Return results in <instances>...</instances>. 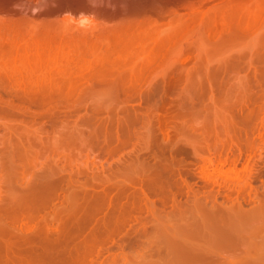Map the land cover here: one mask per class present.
I'll return each mask as SVG.
<instances>
[{
  "label": "rangeland",
  "instance_id": "374dc122",
  "mask_svg": "<svg viewBox=\"0 0 264 264\" xmlns=\"http://www.w3.org/2000/svg\"><path fill=\"white\" fill-rule=\"evenodd\" d=\"M161 1H163V2H161ZM161 1H159V0H96L97 4H96V6H93V4L90 2V0H0V40L1 41H7L8 39H14L16 41L15 46H17L16 52L19 53L18 55L14 54L11 56L8 53V49H7L8 46L4 45L3 46L5 48V49L3 48L4 57L0 58V71H2L6 76V77L1 78L2 81H0V83H1L0 84V91H1L0 92L1 93L0 94V97H1V99H0V133H2V135L0 134V138L2 139V141L4 143L7 144V145H5L6 147L9 145L6 148L4 146V143L1 142V139H0V142L3 143V145L0 143V148H1L0 149V170L2 171V172L0 171V176H2L1 179L8 176L9 179L12 180L11 182L12 183L14 182L12 187L17 186L20 188H24L23 187L24 182H25V184L27 183L25 185L27 187V185L29 184L30 181L33 182L34 180L38 179L41 174H43L45 171L48 170L45 167H49V169H54V170L58 171L60 174H65V175L71 174L72 175V172H73V177L75 176L74 178L75 179L79 178V180L85 179L86 178L85 176H87L86 174H88L89 176H87L88 178H86V180L95 179V177L100 178L101 176H102V178L103 177L110 178L111 176L113 178H115V177L117 178L119 175V177L117 178L118 180L127 181L128 179L131 180L130 176L132 174L127 172L128 175H125L126 172H123V171H127V169H129V171H130V169H131L130 167L133 166L132 167V173H133L132 177L135 176L136 178L133 177L132 178L133 182H131V183L128 182L129 189L126 192L127 199L130 198L134 192H139L141 194H144V192H145V193H148V195L150 194L152 199L154 201H156L155 205H158L155 207L156 209L154 208L153 210H148L143 203L141 205L133 206V208L128 213L129 214L128 216L130 217V219L126 222L125 227H127L128 229H132V227H141V226L145 225V226H147V228L149 230V232L147 233L148 235L147 234L141 235V238H140L141 243H140L139 247H138V245H136V246H131V247L129 246V247L125 248V250L127 252L129 250L130 254H134V255H135V253L138 254L135 256H139L140 249H142L140 247H143V245H144V247L147 248L146 250L149 249V251L151 249L153 250V248L157 249L158 246H160V249H161V246H163V245H156V243L158 241L159 242L161 241L160 239H158L161 235L159 234L160 233L159 229H156V230L152 229L155 225H157L155 223L159 222L161 226H162V224L164 225L162 227H163L164 231L166 232L165 234H167V231L170 228V227L166 228V224H168L169 226L174 225V226H172V228H173L172 230L175 233L178 232V234L176 233V236L177 235L179 236V235H182V233H181V230L179 231L177 229L182 228L183 226L185 228H187L186 230H184V232L186 231V233H187L188 230L190 232V226L189 225L192 224L191 228H193L194 227L193 224L196 223V221H197V223H198V221L204 222V219H205V223L211 222V221H209V219L212 220V218H213V217H211V213L214 215L213 212H215V210L217 211L218 207L216 209V206L218 205V203L222 202L224 200L226 201L227 199H229V196L232 193L231 192L230 194H228V191L230 189L229 190L224 189L226 187H223L224 190H227V193H226V191H224L221 188L220 189L221 190L220 195H218V197H216L217 200H215L216 198H214L215 196H213L214 194L217 195L216 193H218L217 191L219 189L218 184H216V182L218 180H220L219 179L220 177L218 175V170L220 168V165H223L227 169V172L230 171L232 169V167H235L237 170L235 173V180H238L243 175V170L245 169V167L249 168V165L253 162L254 168L257 170H255V173L253 174L252 185L254 186V188H257V189L259 188V191L262 190L263 186H264V57H262V55L264 56V50L263 49H260L261 52L263 53L262 54L259 52L260 55H257V52L253 53L255 51H259V49L255 50L253 52L249 51V53L250 52H252V53H250V54L247 53L246 56L241 58L243 60H241V62L239 61L240 63H238L237 62L238 58H237V60L235 59V61H233V62L230 61V60L234 59V58L233 59L230 58V56H232L231 54H233V52L236 54V56L239 55L238 53H236L239 51L236 46H235L234 51H233V47H232V51L231 50L228 51V49L230 47L227 49V51H225L226 48L223 49V47H221L215 40L210 39L207 43L204 40L205 44L201 43L202 44V47H201V45L199 43V47H200V49L203 48L204 52L201 51V53H204V55L207 57V60H209V61L207 62V60H205V62H207V63H204L203 66H190V65H192L193 61L195 60L196 54H198V52L196 53V51L198 50V48H196V47H194V48H196L197 50H195L193 48V51L192 52L190 51L191 53L188 54L187 58L189 59V61H191V62H189V64L187 63L188 66H163L164 68L165 67L174 68V69L168 68V69H170L169 71H171V70L173 71V70L178 69L180 72H182V73H180V72H178V73L182 74V76H184V75L186 76V77L184 76L185 78L179 82V84L177 85V88L170 89V90H168V92H167V90H164V89H161V90H163V92L161 90H151L150 87H151L152 82L154 81L152 78H151L152 82L150 81V78L148 79V81L151 83H149L147 81V79H145L146 80L145 84H144V82H142L143 78L142 79L138 78V80H137V78H135L131 81L132 84L129 82L130 83L129 86L131 85V87H132V88L130 87V90H129V91L132 90L131 93H129V91H127V93L126 92L123 93L124 91L122 92V89L121 90L116 89V87L113 84L112 85L110 84L111 82H108L110 80L109 79L110 75L108 77V73L110 70L108 71V73L106 72L107 78H108V81H106L105 75H103L102 77L100 76V75H102L101 69L99 70L100 73L99 74L97 73L98 72L97 68L99 69V68H102L103 66L102 67H99V66H77V63H76V58L78 56L77 50H79L78 47L80 46V44L78 43L76 36H78V34H80V33L83 34L85 32L86 33L88 32V35L90 37L93 36L91 38L93 40H91L89 38L91 42L89 44H87V52H88L87 53V59L89 60V62L94 63L96 61L102 60V58L105 56V51H103V52L101 51L103 49L105 50V44H103L104 41L101 42L102 40H100V39H98V42L96 41L97 40L96 38H100V35L102 36V33L106 32V31H104V29L107 30V28H108V30L110 32L112 29V32H113L114 27L112 28V26L116 25L115 28L117 29V28H120V24H121V26H124V24L127 21H128L127 23H129L130 21L132 22V19H135V20L138 19L141 15H143V13L146 15L147 13H149V10H150V12L154 13L155 11H157L159 9V6H160V9L161 8L163 9L162 6L164 3H165L164 5L167 6V8H168V5L170 7L173 4H174L173 6L176 5L179 7H182V6L183 7L184 6L189 7L191 5V3H193V2L197 3L198 1H203L205 3V6L202 8V11L205 13H208L211 11L212 8H215V6H217L219 1H221V0H213L215 3H211L210 0H161ZM252 1H253L254 5L261 2V0H252ZM160 2L163 4H161ZM171 3H173V4H171ZM157 7H158V9H157ZM146 9H148L147 10L148 12L145 11ZM154 9H155V11L153 12ZM163 11L167 12L168 9H167V11H166V9ZM69 12L75 16H79V14L82 12L86 13V14H94L96 17L97 27H95L91 31H84V30L78 29L74 24V17L71 15H65L66 13H69ZM261 18H263V21H264V17H261ZM18 24H19V26H18ZM117 25L119 27H117ZM197 25H198V23L193 25L192 27L196 28ZM165 27L166 26H164L163 28H165ZM101 30L103 32L100 34L99 32H101ZM109 31H107V33ZM44 32H46V33L44 34ZM97 32H98V34H97ZM209 32L210 31L208 29H205L202 31V34L207 36V35H209ZM261 32H264V27L261 28ZM48 33H51V35ZM46 34L52 36V40L50 42L45 43V44L34 43V41L36 40V38L38 36H42V35L45 36ZM104 34H106V33H104ZM3 35H5V37ZM15 35H19V36H15ZM21 36H23V37L20 38ZM56 36L58 39L55 38ZM7 37H8V39H6ZM102 38H103V36H102ZM99 42H101V43H99ZM254 43H255V40L252 38H249L245 41L244 45L245 46L246 45L251 46ZM78 44H79V46H78ZM219 47H221L222 49L221 48L218 49ZM27 48H30L32 50V53L30 52L29 55H27L25 53V50ZM76 48H78V49H76ZM194 50H195V52H194ZM221 50H223V51H221ZM35 51H37V52L43 51V56L37 58V56L33 55V53ZM99 51L102 53L99 54ZM52 52L56 56H53L54 54ZM236 56L234 55L235 58H236ZM259 56L261 57V59ZM206 57H204V58H206ZM208 57L210 59H208ZM229 58H230V60H229ZM226 60H228V64H226L227 66L222 65ZM225 63H227V62H225ZM205 64H206V66H205ZM110 67L111 66H107V69L113 70V68H110ZM112 67H114V70L111 72H115L117 68L119 70L121 68V67L120 68L117 67L115 69L116 66H112ZM152 67H155L156 70H159V69L161 70V68L163 69L162 66H152ZM107 69H105V70H107ZM118 69H117V71H119ZM121 69H123V68H121ZM94 71H96L95 75H91L92 73H94ZM117 71L115 73H117ZM76 73L77 74H79V73H82V74L88 73L89 74V75L87 74V76H88L87 82H84V84H83L84 86H87L89 84L87 88L85 87V89H84L83 85H82L76 91V89L73 90V86H68V87L65 86V89L66 88L71 89L68 91V89L65 90L64 87H59V86L56 87L55 86V88L59 91V93L61 95L54 88V90H56V92H54V90H53L52 93H56V94L53 95V94L49 93L47 95H43V97H42V95H40V97H42V100L39 97V95H37L38 97H35L36 95H33L35 97V99H33L34 97H30L31 101L29 99V96H31L30 93L25 92V91H27V88H28L27 87L28 85H26L27 84L26 79L28 78L27 76H30V75H34V76L36 75L39 77L44 76L42 78H48L47 80H49L50 76H53V78H54V76H56L57 78L70 76L71 78H73V74H76ZM96 74H98L101 78H99L98 75H97L98 78H95ZM90 75L93 77L91 78ZM157 77L158 76H156L155 78L157 79ZM254 77H256V78H254ZM114 79H115V77H114ZM14 80H16L17 83ZM44 80H46V79H44ZM89 80H90V82H94V83H92V85H90V83L88 82ZM7 81H9V83L10 82H12V83L9 84ZM110 81H113V80H110ZM136 81H137V83H136ZM23 83L26 87L23 85ZM105 83H106V86H104ZM108 83H109L110 87H107ZM141 83L144 84V87ZM153 83H155V82H153ZM134 85H135V87H134ZM149 85H150V87H149ZM187 85H189V86H187ZM111 86H113L115 88H113ZM141 86L143 87V89L141 88V91H140L139 88ZM133 87L135 89H133ZM107 88H110V89L113 88V89H111L112 91L119 90L121 92H120V94H116L118 92L115 93V91L112 93H108L110 91V89L108 90ZM147 88H149V91ZM19 89H21V91L24 90L23 92L25 93V96H21L23 92H21ZM81 89H83V90H81ZM103 89H105V92ZM150 90H151V92H150ZM17 91L18 92L20 91L21 93L20 92L18 93ZM64 91H67L68 93L65 92L66 93V95H65ZM71 91H72V93H71ZM82 91H84V92H82ZM101 91L104 93H102ZM134 91H135V93H134ZM73 92H75V94H73ZM98 92H100L101 95ZM147 92L148 93L150 92V93L148 94ZM15 93L16 94L18 93V94L16 95ZM24 93H23V95H24ZM26 93L28 94V96H27L29 99L28 101H27ZM63 93H64V95H62ZM82 93L84 95H82ZM68 94H69V96H68ZM78 94H80V95L78 96ZM103 94H105V95L107 94L105 96L106 98L104 97ZM110 94L111 95L113 94L114 96L112 95V97H111ZM125 94H127V95L125 96ZM160 94L163 97L160 98ZM181 94H182V97H185V98L182 99ZM3 95H5V96H3ZM18 95H20L21 97ZM49 95H51V96H49ZM122 95H123V97H122ZM178 95H179V97H177ZM190 95H192V96H190ZM77 96L79 97V99L77 98ZM85 96H87V97H85ZM109 96L112 99H110ZM115 96H116V98H115ZM13 97L15 98L16 101L13 99ZM98 97H100L102 99H100ZM120 97H122L123 100L120 99ZM124 98H125V101H124ZM179 98H181V99H179ZM103 99H105V100H103ZM108 99H110V100H108ZM12 100L14 103H12ZM75 100H77V102H75ZM78 100H79V102H78ZM97 100L99 102L101 100V102L98 104ZM111 100L112 101L115 100V101L112 103ZM179 100H180V102H178ZM181 100H185V102L184 101L181 102ZM68 101H69V103H67ZM80 101L83 103H81L82 105L80 104V106H79L78 103H80ZM92 101H93V104H92ZM103 101H104V104H103ZM109 101H111L110 103L114 104L116 110H114L113 105H111V104L109 105V103L106 105V103ZM16 102H19V103H16ZM123 102L126 103V104H124V106H123ZM119 103H120V105H122V107H119L120 106ZM178 103H182V104L185 103V104L182 105V104H178ZM18 104H19V107H18ZM153 104L154 105L156 104V105L154 106ZM221 104H223V105H221ZM75 105H76V107H73ZM101 105H103V106H101ZM108 105L110 107H108ZM181 105H182L183 110H182V108H180V110L178 109V106L180 107ZM189 105H190V107H189ZM89 106H91V107H89ZM150 106H152V107L150 108ZM176 106H177V108H176ZM48 107L50 109L52 108V110H49ZM54 107H58V108H54ZM71 107H73V108H71ZM112 107H113V109H112ZM118 107H119V109L117 110ZM223 107H226L225 108L226 110ZM75 108H76V110H75ZM134 108H136L135 111H134ZM149 108L151 109L150 114L152 113L151 115L153 117H155V118L152 117L154 120L152 118H149V117H151V115H149L148 118L145 116V115L149 114V111H150ZM86 109L90 112H93V113L88 112ZM96 109H97V111H96ZM152 109H154V110L156 109V112H154ZM145 110H147L146 114H142V112L144 113ZM100 111H102V112H100ZM32 113H33V115H32ZM153 113H156V114H154L155 116L153 115ZM121 114H122V116H121ZM109 115H110V117H109ZM245 115L249 116V117L247 118ZM218 116H221V117L218 118ZM257 116L259 119L256 118ZM76 117H77V119H76ZM72 118L75 119V121H77L78 125H76L75 121ZM131 118H132V120H131ZM142 118L144 120H145V118L152 119V120H149V122L147 123L149 125H147L146 120H145V124H144V121ZM31 119L32 120L34 119V120L32 121ZM117 119L121 120L122 122L117 120ZM125 119L128 121L127 123H126ZM155 119L157 121H155ZM25 120L28 123H26ZM218 120L219 121L221 120L220 121L221 123ZM22 121L24 122V124H22L23 123ZM66 121H68V124ZM107 121H108V123H107ZM111 121L114 124L111 123ZM158 121H160V122H158ZM2 122L4 124H2ZM40 122H41V124H40ZM152 122L153 123L155 122L154 125ZM224 122H226V123H224ZM121 123H123V124H121ZM156 123L158 124V126L160 124L162 131H164L163 133H161V131H159V127L157 128V126H155ZM5 124L7 126H9L8 124H10L9 128L12 125L13 126L9 129ZM27 124L28 125L30 124V125L27 126ZM74 124L77 127L81 128V131H85V133L88 132V130L90 132L91 128H92V131L97 129V130H95L96 133H97V131H99V133H97V134H100L97 136L98 139L95 138L94 141L92 142V138H91V139H89V141L87 140L89 142V144L87 143V141L85 142L86 143L85 144L83 142L86 139L84 141H82L81 140L82 138H80L78 140L81 142H79L78 140H75L76 142L78 141L77 143H75V141L72 140L73 139L72 131L75 128H77ZM105 124H106V126H105ZM15 125L18 128L17 130L21 129V131H22L21 134H20V131H17L16 128H14V127H16ZM42 125H44V127ZM218 125H220V126H218ZM252 125L254 128L252 127ZM86 126L88 127V129ZM97 126H98V128H97ZM118 126H119V128H118ZM149 126H150V129H152L151 132L149 131ZM152 126H154V127H152ZM35 127H38L37 131H36ZM58 127H59V130H58ZM68 127H70V128H68ZM94 127H95V129H94ZM134 127L136 128L135 130H133ZM139 127H141V129ZM65 128H66V130H65ZM79 128H78V130L80 131ZM34 129H35V133L36 132L38 133V131L40 129H41V131L43 130L42 133H40V132L39 133L43 134L45 132L43 134L45 137H43V138H46V140L45 139H43V140L39 139L40 142L42 141V143H40L37 139V138H41V135L39 136V133L35 134L36 136L38 135L36 138L35 135H31L30 137H26L25 133L23 132L25 130L26 131L31 130V133H29V131L28 132L25 131V132L27 135L33 134ZM114 129H116V130H114ZM154 129L156 130V132ZM190 129H191V131H190ZM228 129H230L231 132H229ZM4 130H5V133L6 132L12 133V136L9 133H7L8 137L7 138L4 137L6 135L4 133ZM11 130H13V131H11ZM14 130H15L16 135L14 133ZM47 130L50 133H48ZM117 130L120 132H117ZM122 130H123V132H122ZM125 130H127V133H125ZM130 130L133 133L130 132ZM233 130L235 133L237 132L236 134H238V137L242 138L243 140L235 137L236 139L233 143V146L229 145L230 146L229 147V146H227L228 145L227 143L230 144L231 142L229 140H227V138L229 136V133L230 134L233 133ZM239 130L241 131V133ZM76 131L77 130L75 129L73 133L78 132V131L77 132ZM102 131H104V132H102ZM218 131L219 132L221 131V132L219 133ZM116 132L118 133V135L116 134ZM134 132H136L135 134L137 135L138 138L136 137ZM139 132H140V134H139ZM145 132L147 133L146 134L147 137L145 136ZM203 132H204V134H203ZM255 132H257V133H255ZM3 133H4V135H3ZM17 133L19 134V136L20 135L22 136L24 143H23V140L22 141L20 140L21 137L19 138ZM22 133H23V135H22ZM68 133H69V136H68ZM148 133H150V134H148ZM168 133H170V134H168ZM200 133H201V135H200ZM223 133H225L226 136ZM46 134H48L47 136H49V134H50L51 135L50 137L53 138L52 140L57 138L56 139L57 141L56 140H55V142L49 141V140H51V138L50 139H49V137L47 138ZM132 134H133V136H132ZM162 134L164 135L165 138L162 137L163 136ZM219 134L224 135V136L221 137V135L219 136ZM103 135H104V137H106L105 139H107V140L104 139V141H103L104 137L101 138ZM140 135L141 136L143 135L144 138H143V136L141 137ZM239 135L240 136L242 135V137H240ZM15 136H17L19 139ZM53 136H55V137H53ZM119 136L123 137L122 141L124 143L120 141L121 137H119ZM187 136H188V138H187ZM218 136L221 137L222 140L224 139L223 141H226V143L224 145L225 146L224 149L222 148L219 150V147L217 146L219 144L218 143L219 140L216 142L217 145L215 144V141L217 140ZM246 136L249 138L253 137V145L250 144V148L255 146V150L248 154V158H246V153L245 154L243 153V152H246V150L249 148V144L247 146V141H246L247 137ZM33 137H34V139H32ZM60 137H62V138H60ZM127 137H129L130 139H128ZM10 138H13V139H10ZM100 138H101V140H100ZM16 139H18V140L16 141ZM28 139H30V141H29L30 144L28 142ZM145 139H148V141L147 140L145 141ZM218 139H220V138H218ZM187 140H189V142ZM222 140H221V142H222ZM31 141H32V143H31ZM35 141L36 142L38 141L39 143L38 142L35 143ZM106 141L108 142V145H107ZM111 141H113V142H111ZM143 141H145L146 144ZM240 141L242 144L244 143L243 146L240 145ZM244 141H246V144ZM138 142L140 144H138ZM192 142H193V144H192ZM15 143L18 144L17 148H20L22 151L20 149L18 150L16 148ZM19 143H22V144H19ZM44 143H46V144H44ZM47 143L48 144L50 143V146ZM90 143H91V145H90ZM102 143H105V144H102ZM31 144H33L32 146H34V145L35 146L34 147L31 146V148H29L30 147L29 145H31ZM58 144H59V146H58ZM100 144L102 145V147L100 146ZM141 144H143V148L141 147L142 146ZM20 145H21V147H20ZM146 145L149 146L150 148L146 147ZM2 146H4L6 149H8L7 152H5L6 154L2 153V150L4 149V147L2 148ZM25 146H27L26 148H28V149H24V150H27V152L24 151L22 148V147L25 148ZM39 146L42 147V149H40ZM89 146L91 147L92 150L89 149L90 148ZM173 146H174V148H173ZM219 146H220V144H219ZM43 147H44V149H43ZM55 147L57 148V150H55L56 152L54 150H52V148L55 149ZM77 147H78V149H77ZM227 147L229 148V150ZM240 147H241L242 153L240 152ZM46 148L48 150H46ZM138 148H140L141 151ZM220 148H221V146H220ZM230 148H231V150H230ZM6 149H4V150L6 151ZM35 149H36V151H35ZM65 149L67 151H71V150L75 151L76 150L77 151V152L75 151L76 154H74L75 152L72 151V156L74 157L75 155L76 156L78 155V159L76 160V158H77L76 156H75L76 158L75 157L73 158L72 156H71L72 158H70V154L64 153V151H66ZM98 149H100V150H98ZM108 149H111V150L108 151ZM131 149H134V151H132ZM39 150L41 151L40 153H38ZM44 150L46 153L43 152ZM60 150H64V151H61L59 153ZM104 150H107L108 152H106ZM130 150H131V152H130ZM221 150H223V151L221 152ZM47 151H50L52 153L51 155H53V156L51 157L50 153ZM219 151H220V153H217ZM225 151H229V152H225ZM23 152H26V153L22 154ZM129 152H130V154H129ZM135 152H136V155H135ZM68 153H71V152H68ZM154 153H155V156L157 155L156 157L153 156ZM226 153H229V154H226ZM20 154L23 155V157H20L21 156ZM79 154H81V155H79ZM90 154H91V156H90ZM218 154H220V155H218ZM6 155L10 156V158L7 157ZM172 155H173V157H172ZM66 156L68 159L69 158L70 159L68 160L66 158ZM138 156H139V158H138ZM158 156L163 161L158 160L159 159ZM53 157H54V159H53ZM86 157H88L87 160H86ZM133 157H134L135 163L133 162ZM168 157H169V159H168ZM47 158H51V159H47ZM56 158H58V159L56 160ZM120 158L122 159V161H120ZM142 158L146 159V160H144V159L143 160L145 162L146 161L149 162V164L151 166L152 165L153 166L151 167L148 163H144L145 164V169H144L142 166L144 164L141 163L142 164L141 167L144 169V171H143V169H141V167H139L140 170L136 169V166L140 165V164L138 165V163H140L138 160L141 159V161H143ZM9 159H11V160H9ZM32 159H34V160H32ZM147 159H149V161ZM218 159H220V160H218ZM51 160H53L52 162L57 161L56 162L57 165L59 164L58 166H61V168L63 166L65 168L66 172H64L63 168H62L63 171L59 170V167L55 163L53 164L51 162ZM73 160H75V161L73 162ZM165 160H167V161H165ZM217 160H218L220 165L217 164L218 163ZM69 161H71V164H69ZM124 161H125V163H123ZM136 161H138V163ZM90 162H92V164H90ZM168 162L172 164V167L170 169L161 170L160 175L162 177L161 176L160 177H161V180L163 179L162 183L160 182L157 184L149 185L147 183V179H149V177H151L153 175L155 176V173L157 172L156 167L160 163H168ZM50 163L53 165H50ZM83 163L86 165H84ZM131 163H133V164L130 165V167H129V164H131ZM60 164H63V165H60ZM67 164L69 166H71L72 168L69 167ZM101 164H103V165L101 166ZM146 164L149 165L148 168H150V169L147 170ZM89 165H91L95 168H93V167L90 168ZM122 165H124L123 168L121 167ZM174 165H175V167H174ZM40 166L42 167L43 170L41 169ZM83 166H84V168H83ZM98 166H99V169H102V167L103 168L105 167L106 169L104 168L102 171L98 170L99 173L96 172V175H98V174H100V175L96 176L94 174L95 173L94 169H98ZM110 166H111V169L113 168L112 170L109 168ZM218 166H219V168H218ZM86 167L87 168L89 167V168L87 169ZM107 167H108V169H107ZM117 167H121L122 171H121V168L118 169ZM126 167H128V168H126ZM69 168H71V169H69ZM74 168H75V171L77 172L76 174L74 173L75 171H72V169L74 170ZM76 168H78L77 169L78 171L76 170ZM85 168L87 169V171L88 170L89 171L87 172ZM114 168L118 170L117 171L118 175H116L117 172L115 174ZM125 168H126V170H125ZM82 169L85 170V173L83 172L84 170H82ZM92 169H93V171L90 172V170H92ZM133 169H136L140 173L143 172V174L142 173L141 174L140 173L134 174V173H137V171H135V170L133 171ZM154 169H156V170H154ZM39 170H42V171H39ZM81 170H82V172H81ZM5 171L7 172L8 175L6 174ZM108 171H112L113 174H112V172H108ZM103 172H104V174L110 173V177L109 176L107 177V176L101 174ZM123 173H124V176L126 177L125 179H124V177H122ZM79 174H80V176H79ZM91 174H94L93 178H92L93 175L91 176ZM3 175H5V177ZM37 175H38V177H37ZM127 176H128V178H127ZM147 176H149V177H147ZM18 177H20V178H18ZM35 177H37V178H35ZM33 178H34V180H32ZM1 179H0V182L3 181V183H5V181L1 180ZM22 179H23V182H22L23 185L21 183H20V185L17 184L18 180L22 181ZM41 179H42V177H41ZM8 180H6V181H8ZM140 180H142V181H140ZM9 183H10V181H9ZM214 183H215V185H214ZM141 187H142V189H141ZM130 190H131V192H130ZM222 191H223V193H222ZM15 192H17V191L15 190ZM224 192H225V194H228V195H225ZM173 195L175 198H177L176 200H174V198H172ZM175 195H177L178 197ZM235 195H236V192L234 193V196ZM250 195L253 198L255 197L254 192H251ZM150 196H148L149 199L151 198ZM189 197H191V198H189ZM253 198H251V200L246 204V207L249 209H251L252 207L254 208L256 206V204L259 205L261 203V200L258 201L256 197H255L256 199L255 198L253 199ZM178 199H181V203H180V200L178 201ZM172 200H174L175 202L171 204V202H173ZM192 200H193V202H192ZM176 202L179 204V207L176 205L177 204ZM181 207L183 208V210ZM189 210H191L192 213H194L196 210H198V211H196V214H195L196 217H194L193 216L194 214L190 213ZM208 211L209 212L211 211L210 215H209ZM122 212H125V211H122ZM147 212H149V213L147 214ZM117 214L118 215H116V216L120 217L121 214L120 213H117ZM122 214H124V213H122ZM81 216H83V215H81ZM109 216L114 217L113 215H108L109 219H111ZM215 216L216 215H214V217ZM191 217H193V219H191ZM146 220L149 221L150 223L148 222V224H147ZM108 221H110V220H108ZM151 221L154 223H152ZM201 222H200V225H201ZM90 223H92V221L91 222L89 221L88 225ZM109 223L112 224V220ZM205 223H202V226L205 225ZM196 225H195V227H196ZM90 226H91V224H90ZM186 226H189V227H186ZM202 226H200V227H202ZM158 227H160V226H158ZM158 227L155 226V228H158ZM176 227H177V229H176ZM184 227H183V229H185ZM151 229H152V231H151ZM166 229H167V231H166ZM174 229H176V230L174 231ZM162 230H161V234L163 236L165 234H164V232H162ZM184 232H183V235H185ZM156 233H158L159 235H157ZM175 233H173V234H175ZM170 235H171V233H170ZM191 235H193L192 232L190 233V235H187L189 237L188 239L186 238L187 237L186 235H185L186 237H184V236L182 237V239L185 238V239H183V240H185V242H189L187 245H189V244L191 245L193 243L192 240L194 237H191ZM190 237H191V239H190ZM156 238L158 241H156ZM172 238L175 239V236ZM172 238L170 241H172V243H173L175 240L173 241ZM180 238H181V236L179 238H176V239H180ZM116 240H117L116 241L117 243L115 242L114 244H111V242H110L111 245L109 244L110 246H108L107 248H104L101 256L97 258L98 261H102V259L104 260L105 258H107L106 256L110 255L113 252H117V250L120 251L117 244H118V242L121 243L123 241V238H122V236H117ZM152 242H155V243H152ZM170 244H171V242H170ZM170 244H168V247L166 246V248L163 247L164 249L163 250L161 249L162 251L160 250L161 251V252L159 251L160 253H158L156 251V253H154V254L155 255L158 254V255L154 256V258L159 259V257H160V259H161L162 256L170 254L173 250V248L171 246L169 249ZM173 245L174 246L176 245L175 242ZM134 247H136V249H134ZM175 247H176L175 248L176 250L174 249L173 253L175 252V254H176L178 247L177 246H175ZM165 249H167L168 252L171 250V252L168 253L167 250H165ZM179 249H180V247H179ZM143 250H145V249H143ZM173 253H172V255H174ZM99 259H101V260H99ZM120 263L121 262H119L118 264H120Z\"/></svg>",
  "mask_w": 264,
  "mask_h": 264
},
{
  "label": "bare ground",
  "instance_id": "6f19581e",
  "mask_svg": "<svg viewBox=\"0 0 264 264\" xmlns=\"http://www.w3.org/2000/svg\"><path fill=\"white\" fill-rule=\"evenodd\" d=\"M159 1H161V0H159ZM161 2H163V1H161ZM210 2L211 3H215L213 0H210ZM161 4H163V3H161ZM164 4H163V6L161 5L163 7V9L162 8L160 9V6H159V9L157 7V9H158L157 11H155V9L153 10V12L155 11L154 13L150 12V10H149V13H147L148 9H146L145 10V11H147L146 15L143 13L144 16L141 15L136 20L132 19V22L131 21L129 23H127L128 21L126 23L124 22L125 23L124 26H121V24H120V28L116 29L115 28L116 25L112 26V28L114 27L113 32H112V29H111L112 33L108 30V28H107V30L104 29V31H106L104 33H106V34L102 33L103 31L101 30V32H99V33L100 34L102 33L103 38L99 34L100 38H96L97 39L96 41L98 42V39L102 40L101 42L104 41L103 44H105V50L103 49L101 51L102 52L105 51V56L103 55L104 57L102 58V60L96 61L94 63L93 62H89V60L87 59V53H88L87 52V44H89L91 42L90 39L93 36L90 37L88 35V32L87 33L85 32L83 34L82 33L78 34V36H76V37H77V41L80 44V46L78 44L79 50H77L78 51V56L76 58L77 66H99V67L103 66L102 68H99V69L97 68V70H98L97 73L99 74L100 73L99 70L101 69L102 70L101 71L102 75H100V76L102 77L103 75H105L106 76V81H108L106 72L108 73L109 70H110L109 73L111 71H113L114 67H112V66H116L115 69L117 67L123 68V69L120 68V70L117 68L119 70V71H117V69H116L117 73H115L116 71L115 72H111L110 74L108 73V77L110 75L109 79L113 80V81L109 80L108 82H111L110 84L111 85L113 84L116 87V89H119V90L122 89V92L124 91L123 93H125V92L127 93V91L130 90L131 85L129 86V84L130 83L132 84L131 81L133 79H135V78H137V80H138V78H140V79L143 78L142 82H144V84L146 83L145 79H147V81H148V79L150 78V81H151V78H152L154 80L153 82H155V83H153L151 81L152 82L151 87L149 85L151 90L164 89V90H167V92H168V90H170V89L177 88V85L179 84V82L182 79H184L186 76L185 75H184L185 77L182 76V74H180L182 72H180L178 69L173 70V71L172 70L169 71L170 69H168V68H172V67H168V68L165 67L164 68L163 66H188L187 63L189 64V62H191L187 58L188 54L193 51L194 47L198 48V50H199L200 49L199 43H200V45L202 47V44H205L204 40H205L206 43L210 39L215 40L221 47H223V49L226 48L225 51H227V49L229 47L231 49L229 48L228 51L229 50L232 51V47H233V51H234L235 46H236L237 49L239 50L236 53H238L239 55L237 54L238 56H236V54L233 52V54L236 56V58L234 57L233 54H231L232 56H230V58H232V59L234 58V59L230 60V58H229V60L232 61V62L235 61V59L237 60V58H238L237 62L240 63L241 60H243L241 58L246 56L247 53L250 54L253 51L259 49V51H255L253 53L257 52V55H260V53H262L260 49L264 50V32H261V28L264 27V23H263L264 21H263V18H261V17H264V0H261V2L256 4V5H254L252 0H221V1H219L218 5L215 6V8H212L211 11L208 12V13H205V12L202 11V8L205 6V3L203 1H198L197 3L193 2V3H191V5L189 7H187V6L186 7L185 6L184 7L183 6L179 7V6H176V5H175L176 6L175 7V6H173L174 4L171 3V4H173V5L170 4L171 8L169 7V5H168V8H167V6H165ZM164 8L166 9V11L168 9V11L167 12L163 11V10H165ZM197 23H198V25H197L196 28L192 27L193 25H195ZM118 25H117V27H119ZM18 26H19V24H18ZM164 26H166V27L163 28ZM205 29H208L210 31L209 35H207V36L202 34V31L205 30ZM107 31H109L110 33L109 32L107 33ZM45 33L46 32H44V34ZM48 34L51 35V33H48ZM48 34H46L45 36L44 35H42V36H38L37 35L38 37L36 38L34 43L45 44V43L50 42L52 40V36H50ZM97 34H98V32H97ZM3 36L5 37V35H3ZM15 36H19V35H15ZM22 37L23 36H21L20 38H22ZM55 38L58 39L57 36ZM249 38L254 39L255 43L253 45H251V46H247V45L245 46L244 43ZM6 39H8V37ZM91 40H93V39H91ZM101 42H99V43H101ZM15 44H16V41L14 39H8L7 41H1L0 40V58L4 57V54H3V51H4L3 50V48H4L3 46L4 45L8 46V48H7L8 49V53L11 56L14 55V54L18 55L19 53L16 52L17 51V46H15ZM221 47H219L218 49H220ZM78 48H76V49H78ZM196 48H194V49L197 50ZM195 50H194V52H195ZM198 50L196 51V53L198 52V54H196L195 60L193 61L192 65H190V66H203L204 63H207L209 61V60H207V57L204 55V53H201V51L204 52L203 48L199 50L200 52ZM221 51H223V50H221ZM249 51H252V52L249 53ZM30 52L32 53V50L30 48H27L25 50V53L27 55H29ZM102 52L99 51V54L102 53ZM33 55H35V56H37V58H39V57L43 56V51L42 52L35 51L33 53ZM53 56H56V55L54 54ZM204 57H206V58H204ZM262 57H264V56L262 55ZM208 59H210V58L208 57ZM260 59H261V57H260ZM205 60H207V62H205ZM225 62H227V63H225ZM225 62H224L225 64L223 63L222 65L227 66L226 64H228V60H226ZM107 66H111L110 68H113V70L107 69ZM152 66H162L163 69L161 68V70L160 69L156 70L155 67H152ZM205 66H206V64H205ZM105 69H107V70H105ZM172 69H174V68H172ZM95 72L96 71H94V73H92V74L90 73V74L91 75H95ZM178 72H180V73H178ZM87 74H82V73L77 74L76 73V74H73V78H71L70 76L69 77H58V78L56 76H54V78H53V76H50L49 80H47L48 78H42L44 76H42V77L40 76L39 77V76H36V75L35 76L34 75H30V76H27L28 78L26 77L27 79L25 78L26 79V83H27L26 85H28L27 86L28 87L27 91H25V92L30 93V95H31V96H29V99H30V97H34L33 95H36L35 97H38L37 95H39V97H40V95H42V97H43V95H47L49 93H51L53 95L56 94V93H52V91L54 90L55 86L56 87L57 86L64 87V89H65V86H67V87L68 86H73V90L76 89V91H77V89H79V87H81L84 84V82H87V80H88ZM98 74H96V76ZM91 75H90V77L92 78L93 76H91ZM96 76H95V78H98L99 75L97 77ZM100 76H99V78H101ZM156 76H158L157 79L155 78ZM3 77H6V76H5V74L2 71H0V81H2L1 78H3ZM114 77H115V79H114ZM254 78H256V77H254ZM44 79H46V80H44ZM14 81L16 82V80H14ZM7 82L9 83V81H7ZM88 82L90 83V85H92V83H94V82H90V80ZM151 82H149V83H151ZM10 83H12V82H10ZM106 83H105L104 86H106ZM136 83H137V81H136ZM144 84H142L143 87H144ZM23 85H24V83H23ZM88 85L87 86L83 85V88L84 89H85V87L87 88ZM108 85H109V83H108ZM108 85H107V87H110V85L109 86ZM135 85H134V87H135ZM187 86H189V85H187ZM111 87H113V86H111ZM115 87H113V88H115ZM134 87H133V89H135ZM143 87L141 86L139 88L140 91H141V88L143 89ZM113 88H111V89H113ZM66 89H68V88H66ZM107 89L109 90L110 88H107ZM111 89H110V91L108 93H112V92L115 91V90L112 91ZM147 89L149 91V88H147ZM19 90L21 91V89H19ZM56 90H54V92H56ZM69 90H71V89H68V91ZM81 90H83V89H81ZM103 90L105 92V89H103ZM119 90L115 91V93L118 92L116 94H120L121 91H119ZM151 90H150V92H151ZM23 91L24 90H22L21 92H23ZM72 91H71V93H72ZM131 91H129V93H131ZM161 91L163 92V90H161ZM65 92H67V91H64V93ZM82 92H84V91H82ZM104 92H102V93H104ZM23 93H22L21 96H25V93H24V95H23ZM58 93H59V91H58ZM64 93L62 95H64ZM98 93L100 94V92H98ZM134 93H135V91H134ZM73 94H75V92H73ZM65 95H66V93H65ZM79 95L80 94H78V96ZM82 95H84V94L82 93ZM103 95H104V97L106 96L105 94H103ZM112 95H111V97H112ZM126 95L127 94H125V96ZM3 96H5V95H3ZM18 96H20V95H18ZM27 96H28V94L26 93V97ZM49 96H51V95H49ZM68 96H69V94H68ZM78 96H77V98L79 99ZM190 96H192V95H190ZM35 97L33 99H35ZM42 97H40L41 100H42ZM85 97H87V96H85ZM111 97H110V99H112ZM122 97H123V95H122ZM122 97H120V99L123 100ZM161 97H163V96H161V94H160V98ZM177 97H179V95ZM98 98H100V97H98ZM115 98H116V96H115ZM181 98L183 99L185 97H182V94H181ZM181 98H179V99H181ZM0 99H1V97H0ZM13 99L15 100L14 97H13ZM29 99L27 97V101ZM100 99H102V98H100ZM110 99H108V100H110ZM103 100H105V99H103ZM30 101H31V99H30ZM111 101L107 102L106 105L109 103V105L111 104V105L114 106V104H112V103L115 100H113L112 103H110ZM124 101H125V98H124ZM182 101L185 102V100H181V102ZM75 102H77V100H75ZM78 102H79V100H78ZM100 102H101V100H100ZM100 102L98 101V104ZM178 102H180V100ZM12 103H14L13 100H12ZM16 103H19V102H16ZM67 103H69V101ZM81 103H83V102L80 101V103H78L79 106H80ZM120 103H119V105H120ZM92 104H93V101H92ZM103 104H104V101H103ZM124 104H126V103L123 102V106H124ZM178 104H182V103H178ZM184 104H182V105H184ZM109 105H108V107H110ZM182 105L180 107L178 106L179 110H180V108H182ZM221 105H223V104H221ZM101 106H103V105H101ZM18 107H19V104H18ZM73 107H76V105L73 106ZM73 107H71V108H73ZM89 107H91V106H89ZM119 107H122V105H120ZM119 107L117 108V110L119 109ZM151 107L152 106H150V108ZM189 107H190V105H189ZM54 108H58V107H54ZM176 108H177V106H176ZM223 108L225 109L226 107H223ZM112 109H113V107H112ZM135 109L136 108H134V111H135ZM49 110H52V108L51 109L49 108ZM75 110H76V108H75ZM114 110H116L115 106H114ZM152 110L154 112H156V109L155 110L152 109ZM182 110H183V108H182ZM96 111H97V109H96ZM88 112H90V111H88ZM100 112H102V111H100ZM146 112H147V110H145L144 113L142 112V114H146ZM150 112H151V109L149 111V114L145 115L147 118L149 117V115L152 114V113L150 114ZM90 113H93V112H90ZM154 114H156V113H153V115ZM32 115H33V113H32ZM110 115H109V117H110ZM121 116H122V114H121ZM152 117L153 116L151 115V117H149V118H152ZM219 117H221V116H218V118ZM246 117L248 118L249 116H246ZM147 118H145L146 124L149 122V120H152L155 117H153L152 119H147ZM256 118H258V116ZM76 119H77V117H76ZM73 120L75 121V119H73ZM117 120H119V119H117ZM131 120H132V118H131ZM145 120L143 119L144 124H145ZM119 121H121V120H119ZM125 121H126V123L128 122L126 119H125ZM155 121H157V120L155 119ZM41 122H40V124H41ZM66 122L68 124V121H66ZM158 122H160V121H158ZM26 123H28V122L26 121ZM75 123H76V125H78L77 121H75ZM107 123H108V121H107ZM111 123H113V122L111 121ZM154 123H153V125H154ZM224 123H226V122H224ZM2 124H4V123L2 122ZM22 124H24V122ZM106 124H105V126H106ZM121 124H123V123H121ZM156 124H155V126H157V128L159 127V131H161V133H163L164 131H162V128H161L160 124H159V126H158V124L157 125ZM8 125L10 126V124H8ZM29 125L27 124V126H29ZM147 125H149V124H147ZM9 126H7V127L9 128ZM42 126L44 127V125H42ZM150 126H149V131L151 132L152 129H150ZM218 126H220V125H218ZM152 127H154V126H152ZM252 127H253V125H252ZM14 128H16V130L18 129L17 126L14 127ZM68 128H70V127H68ZM78 128L79 127L75 128L78 131V132L76 131L77 133H73L75 129L72 131V134H73V139L72 140H74V141L82 138L81 139L82 141H84L86 139L83 142V143H85L87 140L89 141V139L92 138V142H93L94 139L95 138L98 139L97 136L100 135V134H97V133H99V131H97V133H96L95 130H97V129H95V127H94L95 130H93V131H92V128H91L92 132L91 131L89 132V130H88L89 133L86 132L87 134L85 133V131H81V128H79L80 129V131H79ZM97 128H98V126H97ZM118 128H119V126H118ZM139 128L141 129V127H139ZM35 129L37 131L38 127H35ZM35 129H34V132L32 131L33 134L27 135L26 132H28L29 130H27V131L25 130L26 132L25 131H23V132L25 133L26 137H30L31 135L38 134L39 132L42 133L43 130H44L42 128L43 129L42 131L40 129L38 131V133L37 132L35 133ZM87 129H88V127H87ZM116 129H114V130H116ZM135 129L136 128L134 127L133 130H135ZM58 130H59V127H58ZM65 130H66V128H65ZM228 130H229V132H231L230 129H228ZM11 131H13V130H11ZM17 131H20V134L22 132L21 129L17 130ZM190 131H191V129H190ZM102 132H104V131H102ZM117 132H120V131L117 130ZM117 132H116V134L118 135ZM122 132H123V130H122ZM130 132H132V131L130 130ZM155 132H156V130H155ZM4 133H5V130H4ZM4 133H3V135H4ZM7 133H9V132H6L5 133L6 135L4 136L6 138L8 137ZM14 133H15V130H14ZM29 133H31V130L29 131ZM40 133H39V136L41 135V138H37L38 135L37 136L35 135V137L38 139V141L40 142V140H43V139L46 140V138H43V137H45L43 135L45 132L43 134H40ZM48 133H50V132L48 131ZM125 133H127V130H125ZM135 133L136 132H134V134ZM236 133L233 130V133H231V134L229 133V136L227 135L228 136L227 140H229L232 143V144L231 143L230 144L227 143L228 144L227 146H229V145L233 146V143H234V141L236 139L235 137L239 138L238 134H236ZM240 133H241V131H240ZM255 133H257V132H255ZM0 134L2 135V133H0ZM9 134L12 136V133H9ZM139 134H140V132H139ZM146 134L147 133L145 132V136H146ZM148 134H150V133H148ZM168 134H170V133H168ZM203 134H204V132H203ZM223 134L226 136L225 133H223ZM15 135H16V133H15ZM17 135L19 136L18 133H17ZM22 135H23V133H22ZM47 135L48 134H46L47 138L48 137H49V139L51 138V140L48 139L49 141H54L55 142V140L57 139L56 138V139L52 140L53 138L50 137L51 135L50 134H49V136H47ZM104 135L101 138H103ZM200 135H201V133H200ZM220 135L221 134H219V136ZM224 135H221V137L224 136ZM68 136H69V133H68ZM132 136H133V134H132ZM219 136H218V138H220V139L217 138V140L215 141V144L219 140L218 143L220 144L221 148H220L219 144L218 145L216 144V145L219 147V150H220L222 148L224 149V147H225L224 145H225L226 141H223L224 139L222 140V138L219 137ZM15 137H17V136H15ZM53 137H55V136H53ZM119 137H121V136H119ZM136 137H137V135H136ZM162 137H164V135ZM240 137H242V135ZM19 138H20L21 141L23 140L21 135L19 136ZM60 138H62V137H60ZM101 138H100V140H101ZM105 138L106 137L103 138V141H104ZM122 138L123 137H121V140H120L121 142H123ZM127 138L130 139L129 137H127ZM143 138H144V136H143ZM187 138H188V136H187ZM10 139H13V138H10ZM18 139H16V141ZM32 139H34V137ZM239 139L243 140L242 138H239ZM246 139L245 140L247 141V146L249 144V148L246 150V152H243V153L244 154L246 153V158H248V154L255 150V146L251 147L252 149L250 148V144L253 145V137H251V138L247 137ZM105 140H107V139H105ZM146 140L148 141V139H145V141ZM221 140H222V142H221ZM29 141H30V139H28V142ZM32 141H31V143H32ZM88 141H87V143L89 144ZM145 141H143V142L146 144ZM187 141L189 142V140H187ZM246 141H244L245 144H246ZM1 142H3L2 139H1ZM37 142L35 141V143H37ZM77 142L75 141V143H77ZM79 142H81V141H79ZM111 142H113V141H111ZM3 143H1V144L3 145ZM23 143H24V140H23ZM40 143H42V141ZM15 144H16V148H17L18 144L17 143H15ZM19 144H22V143H19ZM29 144H30V142H29ZM44 144H46V143H44ZM102 144H105V143H102ZM138 144H140V143L138 142ZM192 144H193V142H192ZM243 144L240 141V145L243 146ZM5 145H7V144L4 143V146ZM32 145L33 144L29 145L30 146L29 148H31ZM48 145L50 146V143ZM90 145H91V143H90ZM107 145H108V142H107ZM141 145H142L141 147L143 148V144H141ZM4 146H2V148ZM34 146H32V147H34ZM40 146H39V148L42 149V147H40ZM58 146H59V144H58ZM100 146L102 147L101 144H100ZM5 147H4V149L7 148V147L6 148ZM20 147H21V145H20ZM26 147L27 146H25V148L22 147L23 150L24 149H28ZM146 147H149V146L146 145ZM140 148H138V149L140 150ZM173 148H174V146H173ZM17 149L19 150L20 148H17ZM43 149H44V147H43ZM77 149H78V147H77ZM89 149H91V147ZM3 150H2V153L6 154L5 152H7L8 149H6V151L5 150L3 151ZM46 150H48V149L46 148ZM52 150L55 151V150H57V148L56 147H55V149L52 148ZM98 150H100V149H98ZM109 150H111V149H108V151ZM131 150L134 151V149H131ZM131 150H130V152H131ZM228 150H229V148H228ZM230 150H231V148H230ZM24 151L27 152V150H24ZM35 151H36V149H35ZM50 151H47V152H49L50 155H51L52 153ZM61 151H64V150H60L59 153ZM66 151H64V153L70 154V158H72L73 157L72 156V151L75 152L76 150L75 151L71 150V151H67V152ZM104 151L108 152L107 150H104ZM222 151L223 150H221V152ZM26 152H23L22 154H24ZM40 152L41 151L39 150L38 153H40ZM43 152H45V150ZM68 152H71V153H68ZM76 152L74 154H76ZM130 152H129V154H130ZM225 152H229V151H225ZM240 152L242 153L241 147H240ZM217 153H220V151L217 152ZM226 154H229V153H226ZM79 155H81V154H79ZM135 155H136V152H135ZM218 155H220V154H218ZM52 156L53 155H51V157ZM67 156H66V158H67ZM90 156H91V154H90ZM153 156H155V153H154ZM159 156H158V158H159ZM7 157L10 158V156H7ZM20 157H23V155H21ZM76 157L75 158L77 160L78 159V155ZM88 157H86V160H87ZM172 157H173V155H172ZM138 158H139V156H138ZM47 159H51V158H47ZM53 159H54V157H53ZM57 159L58 158H56V160ZM143 159L144 158H142V160ZM168 159H169V157H168ZM9 160H11V159H9ZM32 160H34V159H32ZM144 160H146V159H144ZM144 160L141 161V159H139L138 161L140 163H138V161H136L138 163V165L140 164L139 166H136V169L140 170L139 167H141V165L144 164V163H148L149 164V162H147V161L145 162ZM147 160L149 161V159H147ZM158 160H162V159L159 158ZM218 160H220V159H218ZM218 160H217V162H218ZM52 161L53 160H51V162ZM74 161L75 160H73V162ZM120 161H122L121 158H120ZM165 161H167V160H165ZM56 162H52V163L53 164L55 163L57 165ZM133 162L135 163L134 157H133ZM123 163H125V161ZM53 164L50 163V165H53ZM69 164H71V161H69ZM90 164H92V162H90ZM132 164L133 163L129 164V167ZM217 164H219V162ZM60 165H63V164H60ZM84 165H86V164H84ZM102 165L103 164H101V166ZM149 165L146 164L147 170L150 169V168H148ZM99 166H98V169H94V171H95L94 174L95 175H96V172H98V170L102 171L105 168V167L104 168L102 167V169H99ZM123 166L124 165H122L121 167L123 168ZM142 166L145 169V164L142 165ZM58 167H59V170H62V168H63L64 172H66L65 168L63 166H62V168H61V166H58ZM69 167H71V166H69ZM89 167L91 168L93 166L89 165ZM121 167H117V168L119 169ZM132 167L133 166L130 167L131 168L130 169L131 172L129 171V169H127V171H123V172H126L125 175H128L127 172H129L130 174L133 175ZM171 167H172V164L169 163V162L168 163H160L156 167L157 168V172L155 173V176L154 175L151 176V177L147 176V177H149V179H147V183L149 185L157 184V183H160V182L162 183L163 179L161 180L162 176L160 175L161 174V170L170 169ZM174 167H175V165H174ZM45 168H47L48 170L40 175V177H39L40 179L38 178V179L34 180V178H33L32 179V180H34L33 182H31L29 180L31 183L29 182L27 187L25 186L27 183L25 184V182H24L23 183L24 185L22 184L23 179H22V181L18 180L17 184L20 185V183H21L24 188H20V187H17V186H16L17 188L15 186L12 187L14 182L13 183L11 182L12 180L9 179V177L7 176L8 174H7L6 171L5 172H6L7 175L6 174L5 175L8 178L5 177V175H3L5 178L1 179L2 176H0V179L5 181V183H3V181L0 182V264H118L119 262H121L122 264H264V186H263V189L259 191V188L258 189L254 188V186L252 185V177H253V174L255 173V170H257V169L254 168L253 162L249 165V168L245 167V169L243 170V175L241 174L242 176L240 175L241 178L238 179V180H235V173L237 171L235 167H232V169L227 172V169L223 165H220V168L218 166V168H219L218 175L220 177V178L219 177L218 178L220 180H218V181L216 180L217 181L216 184H218L219 189L217 191L218 193H216L217 195H215V194L213 195V196H215L214 198H216V197H218V195H220V193H221L220 189L221 188L223 189V187H226L224 189H228V190L230 189L229 190L230 192L228 191V194H230L231 192L232 193L229 196V199H227L226 201L224 200L222 202L218 201L219 203L217 202L218 205L216 204L217 205L216 209H217V207H218V209H217V211L215 210V212H213L214 215H216V216L214 217V215L211 213V217H213L212 220L209 219V221H211V222H209L207 220L209 223H205V219H204V222L198 221V223H197V221L195 220L196 223H194L193 225L195 227V225L197 224L196 227L195 228L194 227L191 228L192 224H190L189 225L190 226V232L188 230L187 233H186V231L184 232V230L187 229L184 226L183 227L185 229H183V227L177 229V227H176L177 230H179V231L181 230L182 235H179V236L178 235L176 236V233L178 234V232L175 233L172 230L173 229L172 226H174V225L169 226L168 224H166V228L170 227L171 229L169 228L168 231L166 229L167 234H165L166 232L164 231V229L162 227L164 225L162 224V226H161L159 222H158L159 224L155 223V224H157L160 227L155 225L158 228H155V226H154L152 229H155V230L159 229V231H160L159 234L161 235L158 238V239L161 240L160 242L156 238V241L159 242V243L157 242L158 244L156 243V245H163V246H161L162 250L164 249L163 247H165V248H166V246L168 247V244H170V242H171V244L169 245V249H170V246L173 248V250L176 248L175 246L178 247V249L176 251V254H175V252L173 253V250H172V252H171V250L169 251V252H171L170 254H167V253H166L167 255L164 254L165 256H162L160 254L162 256L161 259H160V257H159V259L158 258L157 259L154 258V256L158 255V254H156V255L154 254V253H156V251L158 253H160L162 251L160 249V246H158L157 249H154V248H153V250L151 249L150 250L151 252H150L149 249L146 250L147 248L144 247V245H143L144 248L140 247L142 249H140L139 256H135V255H138L137 253H135V255H134V254H130L129 250H128V252L125 250V248L129 247V246L131 247V246L138 245V247H139L140 243H141V241H140L141 240L140 239L141 235H145V234H147L149 232L147 226H145V225L141 226V227H132V229H128L127 227H125L126 222L130 219V217L128 216L129 215L128 214L129 211L133 208V206L141 205L143 203H144L145 207L148 210H153L156 206H158V205H155L156 201H154L152 199L150 194L148 195V193H145V192H144V194H141L139 192H134L132 194V196L127 199L126 192L129 189L128 182L129 183L133 182L132 178L135 177V176L132 177V175H131L130 176L131 180L130 179H128V180L126 179L127 181H124V180L120 181V180L117 179L119 177L118 172H117L118 170L114 168L115 169L114 170L115 174L117 172L116 175H118L117 178L114 176L116 179L113 178L112 176H111L112 177L111 178L110 177V173H107V174L105 173L104 174V172H103L101 174H103V175H105L107 177L109 176L110 178H105V177L102 178V176H101L100 178L95 177V179L86 180V178H88L87 176H89L88 174H86L87 176H85L86 177L85 179L82 180L80 178L82 180L81 181V180H79V178L76 177L77 179H75L74 178L75 176L73 177V172L72 171H75V168H74V170L72 169V171H71L72 175L71 174L70 175L60 174L58 171H56L54 169H49V167H45ZM71 168H69V169H71ZM83 168H84V166H83ZM93 168H95V167H93ZM109 168L111 169V166ZM122 168H121V171H122ZM126 168H128V167H126ZM126 168H125V170H126ZM143 168L141 167V169H143ZM41 169H42V167H41ZM77 169L78 168H76V170ZM87 169H86V171H87ZM107 169H108V167H107ZM136 169H133V171L134 170L137 171ZM144 169H143V171H144ZM42 170H39V171H42ZM82 170H84V169H82ZM82 170H81V172H82ZM154 170H156V169H154ZM91 171H93V169L90 170V172ZM83 172L85 173V170ZM108 172H112V171H108ZM74 173L76 174L77 172L75 171ZM139 173L140 172L137 171V173H134V174H139ZM141 173L143 174V172H141ZM94 174H91V176L93 175L92 178L94 177ZM112 174H113V172H112ZM98 175H100V174H98ZM98 175H96V176H98ZM122 175L121 176L124 177V179H125L126 177L124 176V173ZM79 176H80V174H79ZM37 177H38V175H37ZM37 177H35V178H37ZM41 177H42V179H41ZM18 178H20V177H18ZM127 178H128V176H127ZM6 180H8V181H6ZM9 181H10V183H9ZM140 181H142V180H140ZM214 185H215V183H214ZM141 189H142V187H141ZM15 190L17 192H15ZM224 191H226V193H227V190H224ZM130 192H131V190H130ZM235 192H236V195H235L236 197L234 196ZM251 192H254V195H255V197L257 198L258 201L261 200V203L259 202L260 203L259 205L256 204V206L254 208L252 207L253 209L252 208L249 209V208L246 207V204L251 200V198H253L250 195ZM222 193H223V191H222ZM224 194H225V192H224ZM228 194H225V195H228ZM148 196H150L151 198L149 199ZM175 196H177V195H175ZM172 198H174V200L177 199V198L174 197V195L172 196ZM189 198H191V197H189ZM174 200H172L173 202H171V204L175 202ZM179 200H180V203H181V199H178V201ZM215 200H217V198ZM192 202H193V200H192ZM176 205L179 207L178 203ZM182 210H183V208H182ZM122 211H125V212H122ZM189 211H190V213H192L191 210H189ZM196 211H198V210H196ZM196 211L194 213H192V214H194L193 215L194 217H196L195 216ZM210 212H209V215H210ZM117 213L121 214V215L119 214L121 218L116 216V215H118ZM122 213H124L125 215L122 214ZM148 213L149 212H147V214ZM80 214L83 215V216H81ZM108 215H113L114 217L109 216L111 218V219H109ZM191 219H193V217H191ZM108 220H110V221H108ZM111 220H112V224L109 223V222H111ZM89 221L90 222L92 221V223H90L91 226H90V224L88 225ZM146 222L148 224L149 221L146 220ZM200 222H201V225H200ZM152 223H154V222H152ZM202 223H205L206 226L205 225L202 226ZM199 225L202 226V227H200ZM189 226H186V227H189ZM152 229H151V231H152ZM176 229H174V231ZM161 230H162V232H164L165 235L162 236ZM182 231L184 232V234L186 236L190 235V233L192 232L193 235H191V237H194V238L192 240L193 243L191 245L190 244L187 245L189 242H185V240H183L185 238L182 239L183 236L186 237L185 235H183ZM169 232L171 233L172 236L170 235ZM173 233H175V234H173ZM156 234L159 235L158 233H156ZM117 236H122V238H123V241L121 243L118 242V244H117L120 251L117 250V252H113L110 255H108L109 257L106 256L107 258H105L104 260L102 259V261H98L97 258L101 256L104 248H107L111 244H114L117 241L116 240ZM174 236H175V239L172 238ZM180 236H181L180 239H176V238H179ZM191 237H190V239H191ZM171 238L173 239V241L175 240L174 241L175 244H176L175 246L173 245L174 242L172 243V241H170ZM186 238L188 239L189 237L187 236ZM110 242H111V244H110ZM155 242H152V243H155ZM179 247H180V249H179ZM134 249H136V247H134ZM143 249H145V250H143ZM165 250H167V249H165ZM167 252H168V250H167ZM172 253L174 255H172ZM99 260H101V259H99Z\"/></svg>",
  "mask_w": 264,
  "mask_h": 264
},
{
  "label": "clouds",
  "instance_id": "9594fccd",
  "mask_svg": "<svg viewBox=\"0 0 264 264\" xmlns=\"http://www.w3.org/2000/svg\"><path fill=\"white\" fill-rule=\"evenodd\" d=\"M93 6H96V0H90ZM65 15H71L74 17V24L78 29L84 31H91L97 27L96 17L94 14L80 13L79 16H75L72 13H66Z\"/></svg>",
  "mask_w": 264,
  "mask_h": 264
}]
</instances>
